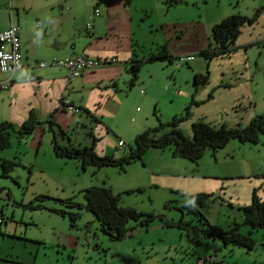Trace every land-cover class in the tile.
Wrapping results in <instances>:
<instances>
[{"label":"crops","instance_id":"obj_1","mask_svg":"<svg viewBox=\"0 0 264 264\" xmlns=\"http://www.w3.org/2000/svg\"><path fill=\"white\" fill-rule=\"evenodd\" d=\"M129 1L96 0L92 27L87 30L85 26L83 32L85 16L81 17L75 10L66 13L56 10V6L60 9L63 5L61 2L56 5L42 0L33 5L29 0H12L10 9L9 0H0V32L8 28L12 21L20 25L25 63V68L12 76L10 87L0 90V125L4 121L20 125L32 110H36L41 120L48 119L54 113L53 119L65 130L72 132L78 124L89 123L90 115L84 110L88 109L102 120L96 132L99 138L96 151L100 155H122L119 152V139L126 141L128 135L136 137L141 132L136 130L129 134L123 131L119 135V130L115 131L109 119L118 112L115 108L122 100L119 99L122 91L120 81L131 77L129 71L126 72L127 67H130L134 56L146 57L148 50L141 46L148 43L153 48L156 45L157 48L161 44L167 45L174 55L182 59L175 62L176 66L187 60L190 64H196L188 68L185 88L176 76L175 82L166 87L173 102L178 96L195 101L189 118L179 125L186 135L192 136V124L200 120L213 126H245L255 116L264 115V0H185L172 7H168L165 0H158L161 13H168L169 16L152 24L153 29L159 28L161 32L159 35L150 34L149 38L139 36L137 32L144 34L148 30L147 25L151 20L146 17L147 12L155 9L153 0H146L142 10L130 5ZM190 1L198 3L199 7ZM96 9H99L98 15L95 14ZM256 13L255 22L242 28L236 47L230 54L212 59L209 66L200 58H189L209 47L214 24L232 14L253 17ZM174 31L180 33L173 35ZM79 53L91 58H116L118 62L87 70L79 77L70 76L65 66L53 63L55 59ZM38 61H45L47 65L41 67ZM207 67L208 82L196 86L195 75L205 73ZM31 75L36 79H29ZM10 77V74L0 71V79ZM147 84L150 87V80ZM67 102L77 107V112L67 111ZM137 128L140 129L139 126ZM112 133L117 141L112 142ZM91 141L85 132V144ZM229 143L233 145L228 144L215 153L209 152L215 158L214 163L230 168V172L221 173L223 178L215 176L221 174L214 171L205 174L196 172L195 167L200 165L202 157L197 161L183 158L189 172H172L167 175L169 179L164 180V183L177 188L182 195L200 193L180 190L185 188L226 197V184L248 181L236 192L235 203L231 201L242 212L240 207L252 202L254 192L264 188V161L260 162L261 157L258 155L264 154V149L258 147H264V134L261 135L260 143H243L237 139ZM230 146L232 148L224 154L223 150ZM1 151L7 157V153ZM254 152L256 155L250 158ZM249 158L251 161L248 163ZM153 173L154 180H157L160 176L155 175V171ZM261 198L264 199V196Z\"/></svg>","mask_w":264,"mask_h":264},{"label":"rangeland","instance_id":"obj_2","mask_svg":"<svg viewBox=\"0 0 264 264\" xmlns=\"http://www.w3.org/2000/svg\"><path fill=\"white\" fill-rule=\"evenodd\" d=\"M46 1L56 5L61 2L63 5L60 9L56 6V10L65 13L75 10L81 17L85 16L83 32L87 24L92 25L96 0ZM145 1L130 0L129 4L142 10ZM29 2L34 5L42 0ZM153 2L155 9L147 12L146 17L151 20L147 25L148 30L144 34L137 32L139 36L149 38L150 34L159 35L161 30L153 29L152 24H157L159 20L169 16L168 13H161L158 0ZM190 3L199 7L198 3ZM141 47L148 50L147 57L150 51L156 50L157 45L153 48L148 43ZM195 56L207 63L204 56ZM190 65L194 67L196 64L191 62ZM190 65L185 61L179 66L167 61L146 63L132 89L128 86L130 77L122 78L120 86L124 93L120 92L119 97L122 100L115 108L118 112L109 119L115 131L118 129L119 135L126 131L129 134L136 130L144 132L158 126L160 122L168 124L174 116L184 114L191 100L178 96L173 102L166 87L175 82L176 76L185 88V75L189 72ZM128 70L129 66L126 72ZM149 80L150 87L147 84ZM141 89L145 93H141ZM86 130L83 123L78 124L72 131V139L77 144L84 145ZM112 136V142L117 141L114 133ZM51 139L52 134L47 128H37L29 138L20 143L14 139L11 147L4 150L7 157L0 151V157L21 162L13 167L8 176L2 174L0 166V217L5 218V222L0 223V264H203L201 258H208L207 264H264L263 230L244 224L242 212L232 203H235L236 192L240 186L248 181L229 182L225 185L226 197L214 195L208 201L207 208L194 205L213 225L230 229L239 224L240 232H252L251 235L256 241L253 249L236 244L226 245L221 238H212L203 232L207 224L202 216L191 212L188 207H183L184 201L193 202L185 193L201 191L182 188L180 190L185 195H181L177 188L164 183V180L169 179L167 175L172 172H189L185 168L186 160L174 155L172 150L151 148L144 155L145 164L135 161L126 166L124 171L111 166L84 167L76 159L60 158L54 153ZM134 142L135 137L128 135L126 145L119 148L120 154L128 151ZM232 143L228 144L233 145ZM258 147L264 149L263 146ZM231 148L226 147L223 153H228ZM209 152L215 153L211 148L207 149L202 155L200 165L195 167L196 172H230L228 166L214 163L215 158ZM255 155V152L252 153L250 158ZM258 155L261 157L259 161L263 162L264 154ZM238 166L239 164L233 168ZM152 170L155 175L160 176L157 180H154ZM215 176L224 177L222 174ZM92 185H104L111 187L115 193H120L121 205L133 206L146 213L164 214L170 221L183 220L186 224L183 227L168 226L164 220L156 217L148 226L139 225L124 239L113 240L104 232L95 215L85 207L83 190ZM256 192L259 197L264 196V188ZM39 195L46 197L37 200ZM69 198L82 205L70 206L60 201ZM36 204L42 207L31 208V205ZM71 212L78 213L74 223L70 217Z\"/></svg>","mask_w":264,"mask_h":264},{"label":"trees","instance_id":"obj_3","mask_svg":"<svg viewBox=\"0 0 264 264\" xmlns=\"http://www.w3.org/2000/svg\"><path fill=\"white\" fill-rule=\"evenodd\" d=\"M184 2L185 0H166V4L169 7ZM257 15L258 13H256L253 17H248L240 14H232L223 18L221 21L214 24L211 29L209 47L204 50H200L194 55H190L189 58H194L196 57L195 55L200 54L205 57L207 66H209V62L212 59L221 55L230 54L236 47V41L242 32V28L247 24L255 22ZM86 29L89 30L91 28L86 26ZM179 60L182 59H180L179 56L174 55L167 48V45H160L155 51L151 52L150 55L145 58L134 56L130 62L128 70L131 75L128 81V86L132 89L137 84L142 68L146 63L156 61L175 63ZM185 62L190 65L188 60ZM208 80V67L205 73H197L194 78L196 86L205 85ZM114 84L116 85V82H114ZM194 103L195 101L191 100L189 105L186 107V112L182 115L174 116L168 124L160 122L158 126L148 128L144 132L139 133L135 137L134 145H130L128 151L124 152L120 156H116L115 154L100 155L96 151V143L99 140L96 136V132L99 129L98 124L102 120L97 116H94L88 109L84 110L91 116L87 115L90 118V121L88 124L86 123L83 126L88 128L86 135L92 140L90 144L83 145L81 143H75L72 139V132L65 130L61 125H59V123L56 122L55 119H53L54 113L48 119L41 120L39 113L36 110H32L28 118L20 125L10 121H4L1 123L0 151L11 147L13 138L22 142L24 139L29 138L37 130V128H47V130L52 134L53 149L57 156L76 159L82 162L84 167H86V165H91L97 168L115 166L121 168L122 170H126V166L135 161H141L145 164L144 155L151 148H157L160 150L169 148L176 156H180L191 161H197L202 157L207 149L211 148L214 152H216L219 149L224 148L233 139H237L243 143L247 142L256 144L260 142L261 135L264 134V115L255 116L250 123L245 126H230L227 124L213 126L210 123L200 120L192 124V136L186 135L178 126L181 122L189 118L190 108ZM120 139L122 140L123 138ZM124 142L126 145L125 140ZM20 164L21 162H18L15 159L2 158L0 163V166L2 167V174L8 176L13 167ZM83 192L86 199L85 207L95 215L104 232H106L113 240L124 239L139 225L148 226L150 221L154 220L156 217L164 220L168 226L183 227L186 224L183 220H180L179 222L170 221L164 214L156 215L154 213H146L139 211L133 206L121 205V194L115 193L111 187L104 185H92L85 188ZM182 194L183 193L181 192V195ZM214 195L215 193L206 192L189 195L193 202L184 201L183 207H188L191 212L199 213L202 216L205 220L204 223L207 224V228H203V232H205L209 237H219L226 245L236 244L244 246L248 249H253L256 241L251 235L252 232H240L239 224H236L230 229H224L216 224L213 225L205 218L204 213L195 207L194 204H199L204 208H207L208 201L212 200L211 198ZM44 197L46 196L39 195L36 199L38 200ZM60 201L66 202L70 206L82 205L72 198L61 199ZM41 207L42 206L40 204L31 205V208L39 209ZM240 209L243 212L244 224L249 225L252 228H260L264 232V199L259 197L256 191L253 194L252 202L246 206L240 207ZM70 217L74 223V220L78 217V213L71 212ZM133 221L135 222L134 225L132 224ZM201 259L204 261L203 264H207L208 258Z\"/></svg>","mask_w":264,"mask_h":264},{"label":"built area","instance_id":"obj_4","mask_svg":"<svg viewBox=\"0 0 264 264\" xmlns=\"http://www.w3.org/2000/svg\"><path fill=\"white\" fill-rule=\"evenodd\" d=\"M10 9L11 0L9 3ZM99 9L95 10V14L98 15ZM88 28L92 26L90 24L87 25ZM0 71L2 73L10 74L11 77L9 79H0V90L8 89L12 83V76L25 68L24 63V53L22 50V40H21V27L18 23L12 21L10 26L5 30L0 32ZM117 62L116 58H91L83 53L76 54L67 59H55L53 63L65 66L70 73V76H81L87 70H94L98 67L106 65L107 63ZM38 65L44 67L47 65L45 61H38ZM29 79H36L35 76L31 75L28 77ZM141 92L145 91L141 89ZM77 107L70 105L67 102V111L69 112H77ZM120 147L125 145L124 140L120 139L118 141ZM4 222V218L0 217V223ZM202 263L204 262L202 259L200 260Z\"/></svg>","mask_w":264,"mask_h":264},{"label":"clouds","instance_id":"obj_5","mask_svg":"<svg viewBox=\"0 0 264 264\" xmlns=\"http://www.w3.org/2000/svg\"><path fill=\"white\" fill-rule=\"evenodd\" d=\"M119 145V144H118ZM120 147V146H119ZM124 147V146H123Z\"/></svg>","mask_w":264,"mask_h":264}]
</instances>
